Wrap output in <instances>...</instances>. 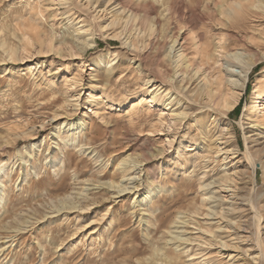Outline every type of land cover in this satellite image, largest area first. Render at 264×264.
<instances>
[{"label": "rangeland", "instance_id": "374dc122", "mask_svg": "<svg viewBox=\"0 0 264 264\" xmlns=\"http://www.w3.org/2000/svg\"><path fill=\"white\" fill-rule=\"evenodd\" d=\"M197 1L0 0V264H264V10Z\"/></svg>", "mask_w": 264, "mask_h": 264}, {"label": "bare ground", "instance_id": "6f19581e", "mask_svg": "<svg viewBox=\"0 0 264 264\" xmlns=\"http://www.w3.org/2000/svg\"><path fill=\"white\" fill-rule=\"evenodd\" d=\"M172 1L173 0H163V4H166L167 8H169L170 3ZM199 2H202L203 6L205 8V10L203 11L204 15L210 16L213 13H216L217 9L214 10V8L212 7V4L216 8V6H218V1L217 0H198L197 3H199ZM114 3L122 4V6L124 8H129L132 11V14L133 13L135 14L136 18H137L138 15H140L139 24L144 25V22H145L144 19H146L149 16H151V14L153 12H155V10H157L158 5L161 3V0H114ZM252 4L253 3L251 2V0H240L239 2H237V1L235 2L234 1L233 4H232L234 7L232 9L228 10L229 17L231 16L233 18H236L238 16H241V17L243 16L244 17L246 15L245 17L247 18V15L252 14V13L256 14V16H257V14H259V13L257 11H253L252 10V7H253ZM223 7H224L223 5H220V8H221L220 9V13L221 14H224ZM257 7L264 10V0H261V3L259 5H257ZM217 11H219V10H217ZM260 14H261V12H260ZM244 18H242V19H244ZM159 24H161V22H160V19L157 17L156 20L153 23V26L158 25V27H159ZM209 41L210 40H208V39L205 40V45L206 46H204L203 49H202L201 67L204 64V62L209 61V58H208L209 53H210V51H209V45H210ZM28 44H29V41L26 40V45H28ZM224 50H225L224 41H223V39H220L218 41L217 46H216L215 51H214V52H217L218 55L215 54V56H214V53H213V56H214V58L217 61H220V54H222L224 52ZM12 51H14V50H12ZM229 56H231V55H229ZM211 59H212V57H211ZM252 67H253V65H252V62H251V63L248 64L247 67L243 68L244 70H242V73L240 75H238L239 79L235 80L236 83H234V87L233 88H229L227 93H225V95L221 94L220 99H219V103H221L225 109L232 108V107H234L237 104V102H238V100L240 98V94H241L238 90L242 91L245 88L246 83H247V79H248V75H249L250 70L252 69ZM229 75L230 76L235 75L234 71L231 70L229 72ZM195 76H196V74H193L189 78V79L193 80V83H195L196 80H197V79H194ZM223 79H224V75L221 74L216 80H214L216 82L215 84L218 87L217 90L218 89L220 90L221 84L223 83ZM256 107H257V105L254 103L252 105V108H256ZM2 170H3V168H0V173L2 172ZM133 188H135V187H133ZM126 190H127L126 188H118L116 193L117 194H121L122 192H125ZM156 191H157V187L150 188L148 191H146L144 199L145 200H150L155 195ZM4 195L5 194L3 193V196ZM2 200H3V198H2ZM242 230L245 231V229H242ZM165 262L168 263V264H178L176 262V260L173 259V258L172 259L170 258L169 260L165 259ZM150 264H158L157 259L152 260Z\"/></svg>", "mask_w": 264, "mask_h": 264}]
</instances>
